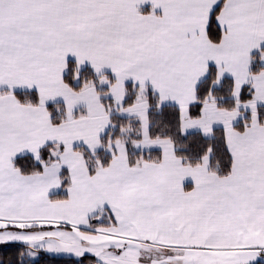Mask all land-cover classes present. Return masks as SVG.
<instances>
[{"label":"snow or ice","instance_id":"snow-or-ice-1","mask_svg":"<svg viewBox=\"0 0 264 264\" xmlns=\"http://www.w3.org/2000/svg\"><path fill=\"white\" fill-rule=\"evenodd\" d=\"M264 264V0H0V264Z\"/></svg>","mask_w":264,"mask_h":264},{"label":"trees","instance_id":"trees-1","mask_svg":"<svg viewBox=\"0 0 264 264\" xmlns=\"http://www.w3.org/2000/svg\"><path fill=\"white\" fill-rule=\"evenodd\" d=\"M50 264H60L59 258H57L56 260L50 261Z\"/></svg>","mask_w":264,"mask_h":264}]
</instances>
